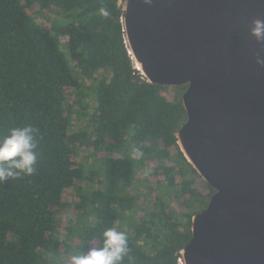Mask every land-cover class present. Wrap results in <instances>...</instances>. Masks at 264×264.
<instances>
[{"label": "trees", "instance_id": "1", "mask_svg": "<svg viewBox=\"0 0 264 264\" xmlns=\"http://www.w3.org/2000/svg\"><path fill=\"white\" fill-rule=\"evenodd\" d=\"M123 1L0 0V138L37 130L35 173L0 182V264H70L108 228L122 264H183L215 189L178 144L187 85L136 70Z\"/></svg>", "mask_w": 264, "mask_h": 264}, {"label": "water", "instance_id": "2", "mask_svg": "<svg viewBox=\"0 0 264 264\" xmlns=\"http://www.w3.org/2000/svg\"><path fill=\"white\" fill-rule=\"evenodd\" d=\"M123 27L144 79L187 85L178 144L214 189L192 219L183 264H264V0H124Z\"/></svg>", "mask_w": 264, "mask_h": 264}, {"label": "clouds", "instance_id": "3", "mask_svg": "<svg viewBox=\"0 0 264 264\" xmlns=\"http://www.w3.org/2000/svg\"><path fill=\"white\" fill-rule=\"evenodd\" d=\"M150 2L145 0V3ZM100 11L102 15H107L104 9ZM250 31L257 42L264 43V20H254ZM257 63L264 66V58L258 55ZM36 132L31 125H24L11 128L8 135L0 138V182L35 173ZM127 253V235L115 228H108L102 234V246L91 247L86 253L72 256L70 264H122Z\"/></svg>", "mask_w": 264, "mask_h": 264}, {"label": "rangeland", "instance_id": "4", "mask_svg": "<svg viewBox=\"0 0 264 264\" xmlns=\"http://www.w3.org/2000/svg\"><path fill=\"white\" fill-rule=\"evenodd\" d=\"M81 124H82V122H77V125H81ZM141 182H143V180H141L140 183H141ZM138 184H139V183H138ZM143 187H149V186L147 185V183H144V184H143ZM149 195H150V194H149ZM151 196H152V195H150V197H151ZM68 218H69V216L61 217V218H60V222L65 221V219H68Z\"/></svg>", "mask_w": 264, "mask_h": 264}]
</instances>
